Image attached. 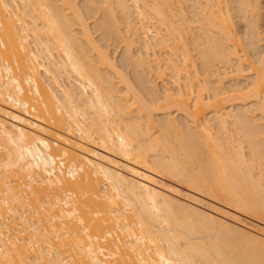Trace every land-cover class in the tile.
<instances>
[{
    "label": "bare ground",
    "instance_id": "bare-ground-1",
    "mask_svg": "<svg viewBox=\"0 0 264 264\" xmlns=\"http://www.w3.org/2000/svg\"><path fill=\"white\" fill-rule=\"evenodd\" d=\"M0 264H264V0H0Z\"/></svg>",
    "mask_w": 264,
    "mask_h": 264
},
{
    "label": "rangeland",
    "instance_id": "rangeland-1",
    "mask_svg": "<svg viewBox=\"0 0 264 264\" xmlns=\"http://www.w3.org/2000/svg\"><path fill=\"white\" fill-rule=\"evenodd\" d=\"M96 32H97V31H96ZM95 34H96V33H95ZM110 48L113 49L114 47L110 46ZM115 49H116V48H115ZM118 50H119V48H117V51H118ZM156 81H157V82H156ZM155 82H156V85H158V83H161L159 80H156V79H155ZM158 86L160 87V85H158Z\"/></svg>",
    "mask_w": 264,
    "mask_h": 264
}]
</instances>
